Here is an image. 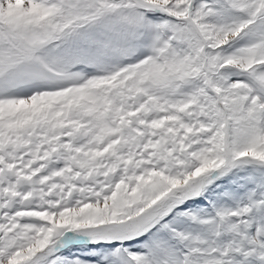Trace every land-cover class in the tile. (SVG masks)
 <instances>
[{
	"label": "snow or ice",
	"instance_id": "obj_1",
	"mask_svg": "<svg viewBox=\"0 0 264 264\" xmlns=\"http://www.w3.org/2000/svg\"><path fill=\"white\" fill-rule=\"evenodd\" d=\"M0 264H264V0H0Z\"/></svg>",
	"mask_w": 264,
	"mask_h": 264
}]
</instances>
